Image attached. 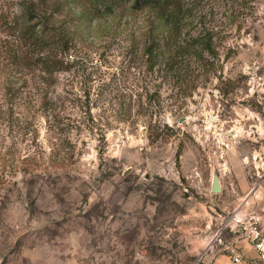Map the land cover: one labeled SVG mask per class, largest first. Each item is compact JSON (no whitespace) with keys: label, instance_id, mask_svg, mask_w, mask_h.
Segmentation results:
<instances>
[{"label":"rangeland","instance_id":"374dc122","mask_svg":"<svg viewBox=\"0 0 264 264\" xmlns=\"http://www.w3.org/2000/svg\"><path fill=\"white\" fill-rule=\"evenodd\" d=\"M24 1L0 0V15ZM111 2L62 4L77 63L50 90L66 99L54 113L39 107L34 70L0 58V264L229 261L250 243L235 229L219 239L225 220L264 228V0H186L195 51L152 75L129 51L144 15ZM7 81L23 93L14 114ZM25 156L37 158L27 173Z\"/></svg>","mask_w":264,"mask_h":264},{"label":"trees","instance_id":"16d2710c","mask_svg":"<svg viewBox=\"0 0 264 264\" xmlns=\"http://www.w3.org/2000/svg\"><path fill=\"white\" fill-rule=\"evenodd\" d=\"M29 1L30 3L24 1L20 16L0 15V58H7L11 65L20 67L23 72L28 69L31 73V69L34 70L30 75L37 80L39 107L54 113L53 108L66 99L63 100V97L51 99L50 90L57 84L58 75L69 73L77 63L76 58L70 60L75 32L74 34L71 32V25L68 27L67 24H58L62 4L67 5L74 0ZM185 1L112 0L110 9L115 3L122 5L127 3L130 4L133 16L144 15V19L136 23L139 25L136 31L130 33L132 42L129 51L133 55L141 53L139 58H142L144 72L147 75L154 74L159 66H164L166 71L171 73L180 71L182 69L180 60L190 58L194 53L198 41L190 30H187L190 24L188 15L190 6ZM102 14L103 12L98 9L93 12L95 17ZM79 19L76 16L72 21ZM203 46L209 52L212 51L210 44ZM0 70H10V67L1 66ZM3 90L2 97L7 105V111L14 114L15 105L19 98H23V93L15 90L8 81L4 84ZM25 99L27 101L28 97ZM35 160L36 156L23 157L20 160L23 171L27 173L31 170V162Z\"/></svg>","mask_w":264,"mask_h":264},{"label":"built area","instance_id":"2783aa9c","mask_svg":"<svg viewBox=\"0 0 264 264\" xmlns=\"http://www.w3.org/2000/svg\"><path fill=\"white\" fill-rule=\"evenodd\" d=\"M260 227V218L244 213L232 214L218 227L216 236L219 239L226 229L247 232V240L256 253V259L254 261H248L244 253L239 250H232L228 264H264V228L261 229Z\"/></svg>","mask_w":264,"mask_h":264},{"label":"crops","instance_id":"0c3cea01","mask_svg":"<svg viewBox=\"0 0 264 264\" xmlns=\"http://www.w3.org/2000/svg\"><path fill=\"white\" fill-rule=\"evenodd\" d=\"M240 251L244 253V255L247 257L248 261H252L256 259V253L252 250V247L250 245L244 244L241 248ZM228 259L226 260H220L218 262L219 264H228Z\"/></svg>","mask_w":264,"mask_h":264},{"label":"water","instance_id":"95a60500","mask_svg":"<svg viewBox=\"0 0 264 264\" xmlns=\"http://www.w3.org/2000/svg\"><path fill=\"white\" fill-rule=\"evenodd\" d=\"M211 192L214 194H219L222 192L221 180L217 171L213 172Z\"/></svg>","mask_w":264,"mask_h":264}]
</instances>
